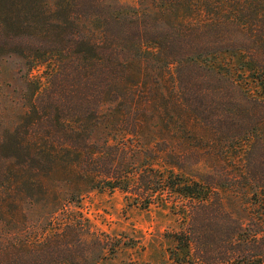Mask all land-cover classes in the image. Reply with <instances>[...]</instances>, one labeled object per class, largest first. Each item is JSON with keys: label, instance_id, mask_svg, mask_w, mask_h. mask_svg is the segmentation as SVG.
Wrapping results in <instances>:
<instances>
[{"label": "trees", "instance_id": "1", "mask_svg": "<svg viewBox=\"0 0 264 264\" xmlns=\"http://www.w3.org/2000/svg\"><path fill=\"white\" fill-rule=\"evenodd\" d=\"M51 1L0 0V54L55 67L0 135V264H103L80 208L116 190L171 206L175 264H264V0Z\"/></svg>", "mask_w": 264, "mask_h": 264}, {"label": "rangeland", "instance_id": "2", "mask_svg": "<svg viewBox=\"0 0 264 264\" xmlns=\"http://www.w3.org/2000/svg\"><path fill=\"white\" fill-rule=\"evenodd\" d=\"M52 5V11H57ZM127 5H140V0H117ZM150 5L151 0H144ZM84 31L92 28L84 24ZM87 28V29H86ZM241 58L236 53H221L209 61L214 69H221L235 78L242 79ZM55 67L51 62H33L21 54H0V135L6 136L17 128L29 113L34 101L49 85ZM252 88L257 85L248 79ZM226 201L236 200L226 195ZM236 213L248 218L246 210L235 206ZM80 211L96 230L116 237L121 249L103 264H175L169 249L173 243L166 238L170 228H180L182 220L173 213L170 205L152 206L148 209L131 206L125 195L116 191H95L87 195Z\"/></svg>", "mask_w": 264, "mask_h": 264}]
</instances>
